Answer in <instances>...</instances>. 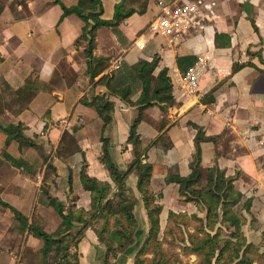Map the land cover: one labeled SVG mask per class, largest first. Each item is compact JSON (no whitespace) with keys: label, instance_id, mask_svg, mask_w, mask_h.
<instances>
[{"label":"crops","instance_id":"1","mask_svg":"<svg viewBox=\"0 0 264 264\" xmlns=\"http://www.w3.org/2000/svg\"><path fill=\"white\" fill-rule=\"evenodd\" d=\"M53 1L24 0V9L23 3L17 5V12L20 9L25 12L23 16L9 10L0 14V79L15 92L32 74L41 88L28 107L24 105L15 112L5 110L13 116L6 124L23 122L27 127L25 133L31 138L38 135L47 154L52 151L45 162L38 156L28 157L41 169L32 178L1 157L6 134L0 130V198L24 214L28 223L34 220L45 231L53 232L59 224V216L51 205L46 206L39 200V186L46 166L50 165L46 181L48 193L63 202V210L89 209L90 194L79 175L83 162L88 174L110 181L109 171L100 161L101 136L107 138L113 160L121 169L133 158L127 137L138 115L135 102L141 90L135 68L139 61H151L157 56L154 73L164 68L170 77L172 69L184 72L188 68L190 60L179 61L182 57H192L194 63L198 55L207 54L210 66L199 80L197 93L183 98L173 91L174 106L166 110L159 104L145 107L137 124L141 147L157 139L155 145L148 147L143 162L154 166L150 188L162 194L158 200L163 206L160 226H165L168 210L194 209L190 204L182 206L172 201L176 185L167 184L164 176L169 171L181 175L189 172L194 139L200 129L205 136L214 137V141L202 143L203 171L216 164L229 176L238 174L235 188L244 198L252 200L243 229L248 241L258 242L264 230V0H214L215 18L210 26L176 49L167 48L162 37L146 34V29L159 14L160 2L179 0H128L136 11L119 25L120 41L113 33L101 35L104 27L96 30L93 55L108 61L92 80L85 72V42L74 44L83 22L73 14L58 22L62 10ZM59 1L67 6L73 3L72 0ZM120 1L101 0L102 18L111 19L115 4ZM142 41L145 45L140 48L138 44ZM237 65L242 66L235 69ZM127 89L130 103L119 95ZM104 93L113 103V110L111 122L101 134V119L92 107L81 104L79 99ZM47 110L48 128L44 130L46 121L42 116ZM80 123L83 126L75 134L79 148L64 157L57 156L56 148L63 132L72 134L73 127ZM136 183V174H129L126 184L135 201L134 211L137 216L139 213L147 229ZM164 207H168L165 213ZM163 213L164 225H161ZM13 219V212L0 205V264H50L54 252L45 260L40 252L41 239L26 230L12 231ZM125 251L119 252L109 264H132L131 254ZM79 252L81 264H107L103 247L91 227L84 232Z\"/></svg>","mask_w":264,"mask_h":264},{"label":"trees","instance_id":"2","mask_svg":"<svg viewBox=\"0 0 264 264\" xmlns=\"http://www.w3.org/2000/svg\"><path fill=\"white\" fill-rule=\"evenodd\" d=\"M72 1L73 3L68 6L59 0L53 1V4H58L62 10L58 22L71 14L83 21L81 33L75 38L74 44L77 45L80 41L85 42L83 49L86 58L85 72L92 80L103 71L108 61L103 57L93 55L96 30L100 27H107L120 41L122 33L119 25L136 9L131 6L127 7L126 1L122 0L115 4L112 18L104 19L102 18L101 0ZM249 54L253 53L249 51ZM192 59V57L185 56L179 61L190 60L189 68L193 64ZM157 65L158 58L153 56L151 61L140 60L135 68L141 91L135 102L138 115L130 126L127 137V143L132 145L133 158L126 168L121 169L115 163L107 146V138L101 136L103 145L100 161L108 169L110 181L99 180L88 174L86 164L83 162L79 175L85 190L90 194V207L87 210L83 207L77 209L70 207L64 211L63 202L48 193L46 181L51 167L47 165L39 186V200L54 208L59 216L58 226L53 232H47L36 221L28 223V218L24 214L0 198V205L9 208L14 214L11 230L17 232L26 230L32 236L41 239L43 244L40 252L43 258L46 260L48 254L54 252V260L51 264H81L79 246L85 230L89 227L103 247L104 262L107 264L117 257L120 250L129 248L131 253L137 249L132 264H174L180 260L179 254L173 251L169 253L163 249L162 244L167 241L168 235L174 236L172 234L175 231L180 236L175 247L180 249L183 256L195 255L194 264H264V230L260 233L258 242H251L247 240L243 229L248 222L246 215L250 214L252 200L244 198L243 193L235 188L234 182L238 174L229 176L216 164L203 171L201 167L202 143L209 140L214 141V137L205 136L200 129L194 139L189 172L181 175L169 171L164 176L167 184L176 185L172 201L182 206L190 204L194 209L191 211L168 210L166 223L161 231L159 219L163 206L158 200L162 194L155 193L150 188L154 166L149 162H143L148 147L155 145L157 139L150 142L148 146L141 147L137 132V124L145 107L159 104L166 110L175 105L173 86L166 69L162 68L155 74ZM240 66L242 65H237L235 69ZM101 79L104 80L105 77ZM39 92L41 88L32 74L26 77L24 83L15 90L16 96L25 107L34 101ZM129 93L127 89L120 91L119 95L130 103ZM79 102L95 110L102 121V134L112 119L113 103L108 100V95L104 93L92 97L83 96ZM1 113L2 110H0ZM42 119L46 121L43 127L45 130L48 128L49 110L44 113ZM82 126L83 123L74 126L72 134L63 132L56 148L57 156L64 157L79 148L75 134ZM26 129L27 127L21 121L0 123V130L6 134L1 157L12 166L20 168L22 173L34 178L41 172V169L40 166L36 167L37 162L28 160L27 150L39 149L41 151L42 147L34 137L31 138L25 133ZM43 153L44 151L37 156L45 162L49 154L43 155ZM131 173L137 176L136 187L147 218V231L140 244H134L139 219L134 211L135 201L126 184V179ZM68 182L70 184V178ZM148 253L153 256L146 261Z\"/></svg>","mask_w":264,"mask_h":264},{"label":"built area","instance_id":"3","mask_svg":"<svg viewBox=\"0 0 264 264\" xmlns=\"http://www.w3.org/2000/svg\"><path fill=\"white\" fill-rule=\"evenodd\" d=\"M214 0H179L160 2L159 14L147 26L146 34L162 37L165 46L176 49L189 37L206 30L215 18ZM143 48L145 41L138 44ZM210 66L209 55H198L195 62L185 71L172 69L169 73L173 91L183 98L195 95L201 76ZM229 122V119H227Z\"/></svg>","mask_w":264,"mask_h":264},{"label":"rangeland","instance_id":"4","mask_svg":"<svg viewBox=\"0 0 264 264\" xmlns=\"http://www.w3.org/2000/svg\"><path fill=\"white\" fill-rule=\"evenodd\" d=\"M125 1H126V4H127V7L132 6L130 1H128V0H125ZM23 2H24V0H0V14L4 10H9L12 14L17 13L20 16H23L25 14V12H22L21 9H20V12H17L18 11L17 5L18 4H22ZM140 6H141V1H139V4H138V7H140ZM22 7H23L22 9H24V3L22 5ZM103 33L111 34L113 32L109 28L104 27V28H101L100 34L103 35ZM0 102H2L1 105H0V110H2V113L0 114V123L1 124H6L8 122V120L13 117L11 115H8V113H6V111H5L6 109L10 110V112L11 111L15 112V111L20 110V108L24 106V103H22L18 99V97L16 96L15 92H12V91H10L7 88L5 82L2 79H0ZM32 136L34 137L35 141L38 140V143L41 144L42 150L40 151L39 149H36V150L29 149V150H27V155L29 157L30 156H37L38 154H41L43 151H44L43 155H45L47 152L45 150V146L44 147L42 146L44 143L39 142V136L38 135L36 136L34 134ZM43 141H45V139H43ZM48 154L51 155L52 151L48 152ZM36 165H37L36 167H39V164H36ZM202 183H204V180H202ZM163 202L165 203L166 201L163 200ZM163 205H166V204H163ZM188 207H191V206L188 205ZM167 208L168 207H164V211H163L164 213L166 212L165 210ZM164 213L162 214V220H161L162 224L161 225H164V222H163ZM137 214H138V219H139V213H137ZM32 221H34V220H32ZM163 227L164 226L161 227V231L164 229ZM146 231H147V229L143 225L142 220L139 219V227H138V230L135 233L134 244H136V243L140 244L141 243V241L143 240V238H144V236L146 234ZM172 235H174V236H170V235L167 236V241L164 242V244H162V247H163V249H165L169 253H171L173 251V252H177L179 254L180 260L179 261L177 260L174 264H194L195 261H196V256L195 255L183 256L181 254L180 249L178 247H175V244L179 242L178 240H179L180 236L178 235L177 231H175V233L172 234ZM136 251H137V249L131 254L132 262H133V257L135 255ZM122 252H123V250H120V254ZM152 256L153 255L150 254V253L146 254V258H145L146 261H149L150 258H152ZM53 260L54 259H52L50 261V264L53 262Z\"/></svg>","mask_w":264,"mask_h":264},{"label":"water","instance_id":"5","mask_svg":"<svg viewBox=\"0 0 264 264\" xmlns=\"http://www.w3.org/2000/svg\"><path fill=\"white\" fill-rule=\"evenodd\" d=\"M125 254H132V253L130 252V248H129V249H126Z\"/></svg>","mask_w":264,"mask_h":264}]
</instances>
